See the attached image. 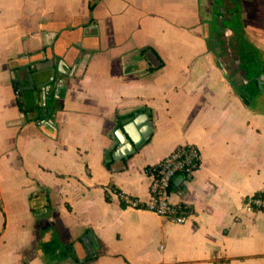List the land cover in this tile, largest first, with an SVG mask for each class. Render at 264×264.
Instances as JSON below:
<instances>
[{
  "label": "crops",
  "instance_id": "crops-1",
  "mask_svg": "<svg viewBox=\"0 0 264 264\" xmlns=\"http://www.w3.org/2000/svg\"><path fill=\"white\" fill-rule=\"evenodd\" d=\"M238 1L264 51V0ZM209 2L0 0V264H264V209L245 207L264 194V106L219 66ZM61 59L71 73L44 113L29 73ZM137 111L151 137L114 160ZM184 143L202 152L173 179L185 222L121 202L115 189L149 199L147 168Z\"/></svg>",
  "mask_w": 264,
  "mask_h": 264
},
{
  "label": "flooded vegetation",
  "instance_id": "flooded-vegetation-1",
  "mask_svg": "<svg viewBox=\"0 0 264 264\" xmlns=\"http://www.w3.org/2000/svg\"><path fill=\"white\" fill-rule=\"evenodd\" d=\"M229 1L230 4L227 3ZM215 2V13L207 35L209 46L217 60L224 65L231 82L250 98L256 99L257 105L264 106V51L249 43L242 34L246 32L242 26L239 1ZM221 5L228 7V16L224 17L219 9ZM220 18L222 25L219 23ZM227 60L234 61V68Z\"/></svg>",
  "mask_w": 264,
  "mask_h": 264
},
{
  "label": "built area",
  "instance_id": "built-area-1",
  "mask_svg": "<svg viewBox=\"0 0 264 264\" xmlns=\"http://www.w3.org/2000/svg\"><path fill=\"white\" fill-rule=\"evenodd\" d=\"M202 152L195 143H184L175 147L160 162L149 166L147 171L151 175L149 185L150 198L144 200L122 190H116L121 202L130 207L144 208L155 213L170 217L182 223L190 215V208L186 204L172 200L173 179L178 174H191L201 166ZM247 211L264 209V194H250L245 198Z\"/></svg>",
  "mask_w": 264,
  "mask_h": 264
},
{
  "label": "water",
  "instance_id": "water-1",
  "mask_svg": "<svg viewBox=\"0 0 264 264\" xmlns=\"http://www.w3.org/2000/svg\"><path fill=\"white\" fill-rule=\"evenodd\" d=\"M215 0H210L208 5L202 3L203 13L208 21H213L215 13ZM207 10V11H206ZM209 26V22L207 23ZM219 66L227 76L224 65L218 61ZM33 66H31L32 68ZM35 67V66H34ZM36 68V67H35ZM64 59L59 60L57 66L37 68L30 70L29 76L31 81L30 97L40 101L38 110L46 113L48 108L52 107L49 100L52 98H61V89L66 87L67 76L70 75ZM228 77V76H227ZM232 85L238 91L244 102L252 107L256 105V99L250 98L245 92L237 87L233 82ZM24 89L19 82V97L23 98ZM36 109V108H35ZM121 127L117 130L119 147L113 151L114 160H124L129 155L140 149L151 137L153 131L151 117L145 112H135L120 120Z\"/></svg>",
  "mask_w": 264,
  "mask_h": 264
},
{
  "label": "rangeland",
  "instance_id": "rangeland-1",
  "mask_svg": "<svg viewBox=\"0 0 264 264\" xmlns=\"http://www.w3.org/2000/svg\"><path fill=\"white\" fill-rule=\"evenodd\" d=\"M227 3L230 4V1L227 2ZM219 9L221 10V12H223L224 17L228 16L229 11H228V7H227V6L221 5V6L219 7ZM219 23L222 25V18H220ZM242 26H243V29H244V31H245V26H244V24H243V21H242ZM242 34L244 35V37L247 39V41H248L249 43H252V44H253V42H254L255 40H254L252 37H249V35H248L247 33H242ZM222 39H223V41L225 40L224 37H223ZM225 43H226V42H225ZM209 44H210V42H209ZM227 61L231 62V63H230V66H231V68H234V61H232V60H227Z\"/></svg>",
  "mask_w": 264,
  "mask_h": 264
}]
</instances>
